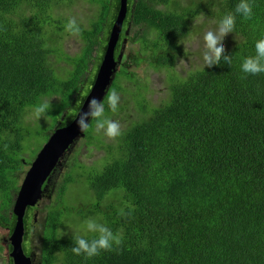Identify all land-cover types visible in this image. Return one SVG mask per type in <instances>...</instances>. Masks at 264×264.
Instances as JSON below:
<instances>
[{"label": "trees", "instance_id": "1", "mask_svg": "<svg viewBox=\"0 0 264 264\" xmlns=\"http://www.w3.org/2000/svg\"><path fill=\"white\" fill-rule=\"evenodd\" d=\"M75 1L0 0V226L9 234L20 173L50 133L75 118L76 101L92 87L120 6V0H87L95 9L84 23L62 12ZM249 2L252 16L245 18L235 12L239 0H126L114 59L127 40L140 43L149 64L168 71L169 99L156 105L139 92L133 100L142 115L121 128L113 144L89 119L86 145L103 147L106 164L93 170L74 158L55 190L44 187L41 199L54 191L53 205L45 213L39 202L26 206L21 245L31 257V239L37 241L33 264H264V73L241 70L264 37V0ZM229 12L238 25L236 38L223 40L232 62L203 68L202 37L213 28L202 22ZM201 13L199 30L190 28ZM70 18L81 28L73 56L62 51L72 35L65 29ZM190 33L200 44L182 76L174 68L184 55L180 42ZM53 54L67 56L70 66L57 73L48 59ZM128 78L124 70L114 73L102 98L105 117H117L106 96L113 89L127 92ZM119 96L118 109H126ZM46 99L52 107L37 119L34 108ZM88 219L122 234V243L88 259L73 254L76 236L96 235L76 231Z\"/></svg>", "mask_w": 264, "mask_h": 264}, {"label": "rangeland", "instance_id": "2", "mask_svg": "<svg viewBox=\"0 0 264 264\" xmlns=\"http://www.w3.org/2000/svg\"><path fill=\"white\" fill-rule=\"evenodd\" d=\"M204 1L206 2L207 0ZM159 8L163 9L164 5L159 4ZM94 9L95 6L90 5L87 0H76L70 8L63 7L62 12L65 14L72 13L75 18H83V22L87 23L88 19L85 18V16H88L92 12H94ZM203 19H201V17H193L190 21L189 27L195 28L198 31L199 28L197 26L200 24V22H202ZM202 23L204 24V29L212 24L211 21H209L208 23ZM237 29H234L235 33ZM234 38L235 37H233L232 39L234 40ZM81 42L82 41L79 36L71 35L65 40L62 51L67 56H73L79 51ZM181 42H183L185 45L184 47V45L181 43V50L182 52H184V55L177 61V63H175V65L177 66L174 68V70L177 74L179 73L180 75L184 76L189 68V64L192 61L194 49L197 48L200 42L198 37L194 33H190L189 36H186L184 39H182ZM123 46L124 47H122L121 49L120 57L116 61V70L121 69L130 74V78L125 79L124 82V86L127 89V92L119 93L120 95H123L122 100L124 99L125 101L126 109H118V114H116L117 117L112 119L118 121L120 123L121 128L130 126L132 122L139 120V118L141 117L142 114L138 110L133 100V98L137 97V94L139 92L143 91L144 94L147 95V97L150 98L152 101H154V104L156 105H160L162 101H167L169 99L168 71L162 70L161 67L151 66L149 64V54L141 51L140 43L130 42L129 40H127ZM67 56H62L59 54H53L48 56L49 61L54 67H56L57 73L60 72V67L70 66L69 60L66 59ZM198 65H200V62H198ZM122 102L123 101H121V103ZM84 131L82 133V136H79L75 140L73 145L69 148L68 152H66L63 157L58 161L56 168L50 175L47 183L51 184V187H53L52 190H55L54 184L58 182L60 178L64 175V173L70 168V166H72L74 158L76 159V161L84 164L86 167H93V170H102L105 166L107 160L104 159L106 157L104 148L100 146L95 147L94 145H86ZM99 133L107 144H113L117 140V138H107L104 135L103 131ZM88 143L94 144L95 141H88ZM38 152L39 150L37 151L36 156ZM28 167V165H25L23 167L24 170L20 173L21 180L24 177ZM46 188H49V186H47ZM54 197V191H48L44 198L39 201L38 206L41 210H43L42 213H45V207L53 205ZM76 231H78L79 234L87 233L85 223L78 225V227H76ZM0 238H2V240L8 238L7 229L0 227ZM31 244L32 246L34 245L33 252L37 254V241H35V239H31ZM3 248L4 250L1 251L0 254L5 256L8 255L6 244L3 246Z\"/></svg>", "mask_w": 264, "mask_h": 264}, {"label": "clouds", "instance_id": "3", "mask_svg": "<svg viewBox=\"0 0 264 264\" xmlns=\"http://www.w3.org/2000/svg\"><path fill=\"white\" fill-rule=\"evenodd\" d=\"M235 12L242 14L245 18H250L252 16V4L249 0H239V3L236 5ZM204 16L205 15L201 13V19H203ZM211 22L213 29L205 31L202 37V67L211 68L214 65H219L221 64L222 59L230 65L232 57L231 55L225 54L223 40L225 36H228V38L231 39L236 35L234 29H237L238 25L235 22V15L229 12L220 20H214ZM215 22H217V27L214 26ZM65 29L74 36H78L81 33V28L75 18H70L68 20L65 25ZM180 43L184 45L183 42ZM254 47L255 54L244 58L241 64V70L245 75H257L264 73V37L258 39L255 42ZM87 96L88 94H85V98ZM119 101L120 96L114 89L106 96L107 107L113 113L118 111ZM83 103L84 99H78L76 101V105L80 107V109ZM51 107V99L44 100L34 108L35 117L37 119H40L41 117L45 118ZM87 107L88 110L86 112L79 110L76 113L75 121L81 131H84L89 127L90 117L96 121V131H103L107 138L115 139L122 135L120 123L105 117V100H97V98L92 97L88 100ZM119 215H126L124 209L119 210ZM85 226L87 232L94 233L96 235L90 240L84 236H76L74 238L75 246L71 248V251L77 256L83 255L86 259L92 258L99 255L101 251H111L113 249V245L119 246L123 241L122 234H114L109 227L96 222L94 219H88L85 221Z\"/></svg>", "mask_w": 264, "mask_h": 264}, {"label": "water", "instance_id": "4", "mask_svg": "<svg viewBox=\"0 0 264 264\" xmlns=\"http://www.w3.org/2000/svg\"><path fill=\"white\" fill-rule=\"evenodd\" d=\"M125 13L126 0H120L116 19L111 27L104 56L98 68L95 80L93 81L92 87L81 109H79L82 112L88 110V100L92 97L97 98V100H102L116 72L117 60L114 59L113 54ZM75 119L76 116L68 125L55 128L54 131L50 133L46 142H44L39 149L37 156L31 161L18 186V191L11 209L16 217V221L9 236V241L12 246L10 256L13 258V264H32L31 257L23 252L21 245L24 231L22 217L26 206H34L39 202L44 187L47 186L48 179L56 168L58 161L68 152L73 142L79 136H82L83 131L78 128Z\"/></svg>", "mask_w": 264, "mask_h": 264}, {"label": "flooded vegetation", "instance_id": "5", "mask_svg": "<svg viewBox=\"0 0 264 264\" xmlns=\"http://www.w3.org/2000/svg\"><path fill=\"white\" fill-rule=\"evenodd\" d=\"M1 227V226H0ZM8 233V238L7 239H5V240H2V238H0V253H1V251H3L4 250V248H3V246L6 244V249L8 250V255H1V258H0V264H2V261H3V259H5V261L7 262V258H12L11 256H10V252H11V250H12V246H11V244H10V241H9V236H10V234H9V232H7ZM38 253H39V251L37 252V254L36 253H31V257H32V264L34 263V258H37V256H38ZM5 256V257H4Z\"/></svg>", "mask_w": 264, "mask_h": 264}]
</instances>
